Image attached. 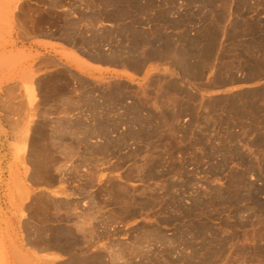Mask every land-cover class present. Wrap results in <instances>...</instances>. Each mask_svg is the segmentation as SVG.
Masks as SVG:
<instances>
[{
  "label": "rangeland",
  "instance_id": "obj_1",
  "mask_svg": "<svg viewBox=\"0 0 264 264\" xmlns=\"http://www.w3.org/2000/svg\"><path fill=\"white\" fill-rule=\"evenodd\" d=\"M66 1L0 0V117L30 127L0 154V264H264V0H159L147 37L121 28L172 51L137 84L7 88L43 33L100 57L89 22L115 14Z\"/></svg>",
  "mask_w": 264,
  "mask_h": 264
},
{
  "label": "crops",
  "instance_id": "obj_2",
  "mask_svg": "<svg viewBox=\"0 0 264 264\" xmlns=\"http://www.w3.org/2000/svg\"><path fill=\"white\" fill-rule=\"evenodd\" d=\"M66 3L69 4V10L99 9L105 14L107 12L115 14L112 20L100 19L89 22V26H93L101 37L98 47L100 57L90 58L81 53L79 46L64 42L74 40L75 36L49 37V34L46 36L43 33L36 40H28L17 48V51L27 59L20 69L14 72L12 83L7 85V88L12 90L33 88L38 95L43 82L50 76L58 74L68 76L70 80L66 88L69 90L79 89L80 80L118 81L134 85L138 83L137 81L157 72H165L160 67L162 64L166 68L172 67V51L163 61H158L156 55L151 53L157 48V43L148 42L136 51L130 52V38L121 34V28L126 24L133 25L134 33L143 34L144 37L152 33L151 22L157 9L163 6L159 0H69ZM63 8H67V5L59 6L60 10ZM173 8L176 11L172 10V16L175 13L178 15L179 10H185L186 6L183 2H177ZM79 23L80 21L76 22L78 25ZM109 29L113 31L111 35L105 34ZM82 36L91 38L92 33L88 31ZM129 56L138 59V67H132L125 62ZM56 103L66 105L70 101L63 99ZM28 130L30 127L24 110L13 118L0 117V154H9L12 151L11 145L14 144L25 145L28 151ZM53 194L59 198L70 195L62 185L55 187Z\"/></svg>",
  "mask_w": 264,
  "mask_h": 264
}]
</instances>
